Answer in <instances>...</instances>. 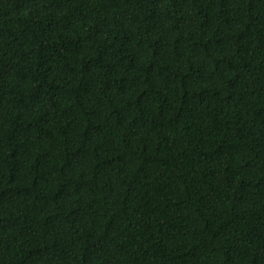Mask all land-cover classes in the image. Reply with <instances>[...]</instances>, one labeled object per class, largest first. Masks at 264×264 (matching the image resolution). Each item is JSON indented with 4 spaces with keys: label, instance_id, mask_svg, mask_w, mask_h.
<instances>
[{
    "label": "trees",
    "instance_id": "obj_1",
    "mask_svg": "<svg viewBox=\"0 0 264 264\" xmlns=\"http://www.w3.org/2000/svg\"><path fill=\"white\" fill-rule=\"evenodd\" d=\"M0 264H264V0H0Z\"/></svg>",
    "mask_w": 264,
    "mask_h": 264
}]
</instances>
